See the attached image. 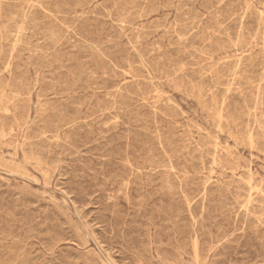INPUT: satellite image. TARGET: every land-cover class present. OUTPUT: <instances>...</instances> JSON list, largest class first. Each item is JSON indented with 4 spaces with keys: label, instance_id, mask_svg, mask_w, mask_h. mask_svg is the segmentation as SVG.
<instances>
[{
    "label": "rangeland",
    "instance_id": "obj_1",
    "mask_svg": "<svg viewBox=\"0 0 264 264\" xmlns=\"http://www.w3.org/2000/svg\"><path fill=\"white\" fill-rule=\"evenodd\" d=\"M0 264H264V0H0Z\"/></svg>",
    "mask_w": 264,
    "mask_h": 264
}]
</instances>
